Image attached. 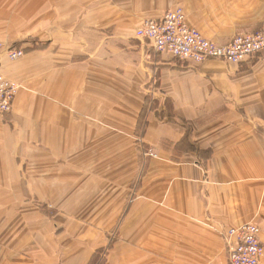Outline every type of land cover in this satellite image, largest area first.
Returning a JSON list of instances; mask_svg holds the SVG:
<instances>
[{"label": "crops", "instance_id": "1", "mask_svg": "<svg viewBox=\"0 0 264 264\" xmlns=\"http://www.w3.org/2000/svg\"><path fill=\"white\" fill-rule=\"evenodd\" d=\"M177 7L221 45L264 28V0H0V42L26 53L0 59L21 86L0 116V264H38L5 213L39 198L124 221L106 264H229L223 233L250 222L264 246V54L199 65L136 37Z\"/></svg>", "mask_w": 264, "mask_h": 264}, {"label": "built area", "instance_id": "2", "mask_svg": "<svg viewBox=\"0 0 264 264\" xmlns=\"http://www.w3.org/2000/svg\"><path fill=\"white\" fill-rule=\"evenodd\" d=\"M136 37L160 54L199 65L209 60L241 65L264 54V28L254 34L236 36L228 44L221 45L190 27L181 7L166 11L158 19L146 20ZM25 55L23 49L0 42V59L6 56L16 61ZM20 88L19 84L0 74V116L12 114ZM150 155L154 156L152 152ZM261 231L258 224L250 222L224 232L228 263L261 264L264 257Z\"/></svg>", "mask_w": 264, "mask_h": 264}, {"label": "rangeland", "instance_id": "3", "mask_svg": "<svg viewBox=\"0 0 264 264\" xmlns=\"http://www.w3.org/2000/svg\"><path fill=\"white\" fill-rule=\"evenodd\" d=\"M40 199L43 198H39L38 202L36 200H23L20 203L21 211H16L11 216L8 212L5 213L6 221L19 222L22 225L23 252H29V247H31L38 264H63L66 261L73 264L74 258L79 255L80 259L83 260L89 257V252L96 248L93 241L104 242L106 240L110 244L106 248L103 247L104 244H101L102 249H98L100 248L98 245V250L93 258L98 257L100 259L99 264L107 263V255L110 251L107 250L113 242H117L121 238H119V234L124 221L121 222L118 229H98L88 225V222L94 224V221H91V219H95L94 213L62 214L48 207L46 209L49 214H47L43 207L46 204ZM6 201L9 203L13 200L6 199ZM25 207L31 208L24 209ZM82 224H86V226ZM26 232H29L30 235L25 234ZM26 239L29 240L30 244L26 243Z\"/></svg>", "mask_w": 264, "mask_h": 264}, {"label": "trees", "instance_id": "4", "mask_svg": "<svg viewBox=\"0 0 264 264\" xmlns=\"http://www.w3.org/2000/svg\"><path fill=\"white\" fill-rule=\"evenodd\" d=\"M189 134H190V128H189V130H188V132H187V135L184 137V139L180 142V143H178L177 145H175V148H181L182 147V145L184 146V145H187V146H189L188 145V139H189ZM206 153L207 155L206 156H208L207 158H210L211 157V152L210 151H203V152H200V155L201 156H204V154L203 153ZM204 158V157H203ZM207 161V160H206ZM44 207V212L45 213H47V214H49V211L46 209L47 207L46 206H43ZM110 250V247H109V249L107 250V251H109ZM99 258L98 257H96L95 256V258H93V260H91V263L90 264H99Z\"/></svg>", "mask_w": 264, "mask_h": 264}]
</instances>
